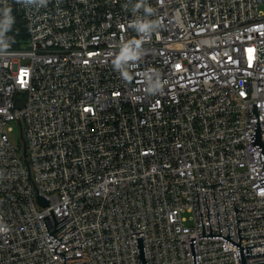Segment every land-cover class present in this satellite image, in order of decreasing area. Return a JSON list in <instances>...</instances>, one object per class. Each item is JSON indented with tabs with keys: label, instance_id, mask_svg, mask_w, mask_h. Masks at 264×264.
<instances>
[{
	"label": "built area",
	"instance_id": "2783aa9c",
	"mask_svg": "<svg viewBox=\"0 0 264 264\" xmlns=\"http://www.w3.org/2000/svg\"><path fill=\"white\" fill-rule=\"evenodd\" d=\"M6 14L0 264H65L63 236L66 264H141L138 236L148 264H195L192 237L199 264H264V0H0Z\"/></svg>",
	"mask_w": 264,
	"mask_h": 264
},
{
	"label": "water",
	"instance_id": "95a60500",
	"mask_svg": "<svg viewBox=\"0 0 264 264\" xmlns=\"http://www.w3.org/2000/svg\"><path fill=\"white\" fill-rule=\"evenodd\" d=\"M24 104H25V100H24V99H22V100H18V101H17V107H18V108H22V107L24 106ZM252 106H253V110H254V114H255V116L258 117L257 125L254 127L253 134H252V142L254 143L256 149H262L260 160L262 161V163H263V165H264V139H263V134H262V132H264V130L262 131V129H261L260 115H259V112H258V104H254V103L252 102ZM263 170H264V169H263ZM260 181H261L262 185H264V177H263L262 179H260ZM39 200H40V202L43 203V204H48V202H46V200H45L44 198H42V197H39ZM52 214H53L54 220H55V222H56V224H55L56 226H57L59 223H61L62 221L65 220V219H64V220H62L61 222H58V220H57V218H56V215H55V213H54L53 210H52ZM48 217H49V216H46V217H44V219H45V218H48ZM45 222H46V220H45ZM46 225H47V227H48L47 222H46ZM74 228H75V227H74ZM74 228H73V229H74ZM59 229H60V228H59ZM48 230H49V233H50V229H49V227H48ZM55 231H57V230L55 229L52 233H50L49 236H53V239H54V238L59 239L57 236H55V235L53 234ZM69 232H70V231H69ZM63 237H64V236H63ZM63 237H62V238H63ZM62 238L59 239V240H61V242H60V243L57 245V247L55 248V252H56V254H57V253L64 254V256H65V264H66V254L64 253V251H63V252H57V251H56V249L58 248V246H60V244L63 243ZM136 239H137V244H138V250H139V256H140V262H141V264H148V261H147V254H146V248H145L144 236H138V237H136ZM195 240H196V237H192V239H191V243H192V249H193V255H194V261H195V264H199V262H198V257H197V252H196ZM80 247H82V245H81ZM82 248H83V247H82ZM83 264H84V263H83Z\"/></svg>",
	"mask_w": 264,
	"mask_h": 264
},
{
	"label": "clouds",
	"instance_id": "9594fccd",
	"mask_svg": "<svg viewBox=\"0 0 264 264\" xmlns=\"http://www.w3.org/2000/svg\"><path fill=\"white\" fill-rule=\"evenodd\" d=\"M31 2H35V0H31ZM44 2L45 0H40V3H44ZM148 11H151V9H149ZM11 23H12V17L9 14H6L5 19L3 21H0V41H3V34L9 30ZM136 27L139 32L143 33V32H149L153 27V25L149 23H138ZM132 57L133 54L130 51V45L124 46L122 49V53L119 56V60L116 62V66L117 67L120 66V61H127ZM153 87L154 89H157L160 87V85L156 83L155 85H153Z\"/></svg>",
	"mask_w": 264,
	"mask_h": 264
},
{
	"label": "rangeland",
	"instance_id": "374dc122",
	"mask_svg": "<svg viewBox=\"0 0 264 264\" xmlns=\"http://www.w3.org/2000/svg\"><path fill=\"white\" fill-rule=\"evenodd\" d=\"M11 139L12 141L18 143V144H22V135H21V128L20 126L17 124L15 126L14 132L10 133Z\"/></svg>",
	"mask_w": 264,
	"mask_h": 264
},
{
	"label": "trees",
	"instance_id": "16d2710c",
	"mask_svg": "<svg viewBox=\"0 0 264 264\" xmlns=\"http://www.w3.org/2000/svg\"><path fill=\"white\" fill-rule=\"evenodd\" d=\"M20 29H24V27L18 25L11 32V38H12L13 42L16 44V46H18V44H19L20 34L18 32Z\"/></svg>",
	"mask_w": 264,
	"mask_h": 264
},
{
	"label": "snow or ice",
	"instance_id": "6c2138e0",
	"mask_svg": "<svg viewBox=\"0 0 264 264\" xmlns=\"http://www.w3.org/2000/svg\"><path fill=\"white\" fill-rule=\"evenodd\" d=\"M87 110V109H86Z\"/></svg>",
	"mask_w": 264,
	"mask_h": 264
}]
</instances>
